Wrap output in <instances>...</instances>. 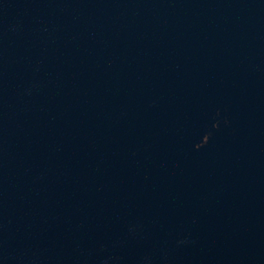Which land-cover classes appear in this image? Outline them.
I'll return each mask as SVG.
<instances>
[{"label": "water", "instance_id": "obj_1", "mask_svg": "<svg viewBox=\"0 0 264 264\" xmlns=\"http://www.w3.org/2000/svg\"><path fill=\"white\" fill-rule=\"evenodd\" d=\"M0 264H264V0H0Z\"/></svg>", "mask_w": 264, "mask_h": 264}]
</instances>
